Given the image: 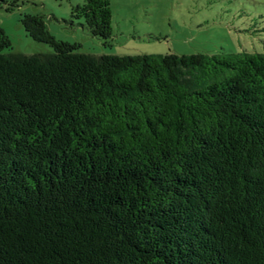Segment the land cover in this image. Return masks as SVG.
Listing matches in <instances>:
<instances>
[{"label":"trees","instance_id":"16d2710c","mask_svg":"<svg viewBox=\"0 0 264 264\" xmlns=\"http://www.w3.org/2000/svg\"><path fill=\"white\" fill-rule=\"evenodd\" d=\"M71 17L110 38L109 0ZM20 22L52 52L0 27V264H264V52L95 56Z\"/></svg>","mask_w":264,"mask_h":264},{"label":"rangeland","instance_id":"374dc122","mask_svg":"<svg viewBox=\"0 0 264 264\" xmlns=\"http://www.w3.org/2000/svg\"><path fill=\"white\" fill-rule=\"evenodd\" d=\"M82 0H31L12 11L0 8V27L11 45L3 53L52 52L32 40L20 19L43 14L49 32L79 52L99 56L264 52V0H109L111 36L90 35L71 17L72 6Z\"/></svg>","mask_w":264,"mask_h":264}]
</instances>
